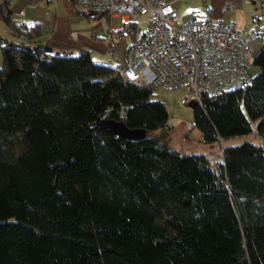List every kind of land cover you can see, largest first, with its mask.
Returning a JSON list of instances; mask_svg holds the SVG:
<instances>
[{
  "label": "trees",
  "instance_id": "obj_1",
  "mask_svg": "<svg viewBox=\"0 0 264 264\" xmlns=\"http://www.w3.org/2000/svg\"><path fill=\"white\" fill-rule=\"evenodd\" d=\"M10 1L0 4L13 37L0 38V264H264V45L244 88L202 93L192 110L207 145L257 123L260 145L223 147L215 166L168 146L170 114L148 83L125 82L86 49L36 43L41 27L15 21ZM130 27L123 36L141 42ZM108 119L146 139L106 132Z\"/></svg>",
  "mask_w": 264,
  "mask_h": 264
},
{
  "label": "built area",
  "instance_id": "obj_2",
  "mask_svg": "<svg viewBox=\"0 0 264 264\" xmlns=\"http://www.w3.org/2000/svg\"><path fill=\"white\" fill-rule=\"evenodd\" d=\"M73 1L86 11L106 13L110 22L118 18L123 35L129 33L132 22L148 17L142 41L131 42L118 67V75L127 83H148L155 92L185 90L202 108V93L242 89L250 79L253 43L261 35L260 26L247 31L209 17L177 25L178 13L167 0ZM256 1L264 9V0ZM232 5L228 1L223 8L232 9Z\"/></svg>",
  "mask_w": 264,
  "mask_h": 264
},
{
  "label": "crops",
  "instance_id": "obj_3",
  "mask_svg": "<svg viewBox=\"0 0 264 264\" xmlns=\"http://www.w3.org/2000/svg\"><path fill=\"white\" fill-rule=\"evenodd\" d=\"M71 1L72 0H39L35 2L34 0H11V15L15 21H21L23 23L35 22L39 24L44 35L37 40L35 39L34 41L36 43H44L54 50L61 49L67 52L71 51L73 54H77L80 50L86 49L89 54H91L92 61L94 62L102 65H111L116 68L122 66L126 55V49L130 46L132 40L123 36V34L119 32V26L114 28L111 22L107 21L103 27V25L97 23V21H89L85 17L78 15L75 5H72ZM169 1L172 3H174V1L176 2V0ZM210 1L211 6H209V16L207 17L221 19L225 24L233 23L237 28L247 31L260 26L261 35L257 39H261L262 35L264 36V9L260 7L258 1ZM228 1L233 4V8L225 10L223 5ZM256 9H262L261 11L263 13L259 15V11ZM255 11H258V13H255ZM0 37L2 40L13 38L7 29L3 34H0ZM18 40L28 42V40L23 39V37H20ZM256 40L253 45H257L256 47L260 49L264 45V41L262 44H257ZM1 51L0 47V67H2L4 63V57H2ZM156 93H158V97L166 105V109L170 114V119L175 113L178 115L182 113L183 108H181L176 100L182 93H176L175 91L165 92L162 90ZM184 94H187V91H185ZM204 156L206 158L208 157V155Z\"/></svg>",
  "mask_w": 264,
  "mask_h": 264
},
{
  "label": "rangeland",
  "instance_id": "obj_4",
  "mask_svg": "<svg viewBox=\"0 0 264 264\" xmlns=\"http://www.w3.org/2000/svg\"><path fill=\"white\" fill-rule=\"evenodd\" d=\"M71 4L74 5V1L73 2L71 1ZM173 4H174L173 5L174 10L178 13V19L176 20V24L179 25L183 22L185 23L191 20V18L203 19L209 16L208 9L210 8L209 6H211V1L210 0H176V2L174 1ZM261 10H258L259 15L263 13ZM258 11H255V13H258ZM210 19L213 18L210 17ZM92 20L93 22L97 21V23H101L103 27L107 22L106 17H104L101 20L92 18ZM118 21H119L118 18L114 19L113 22H111V25L114 28H117V26H119ZM135 25L140 30V33H138L137 35L138 36L142 35V33H144L148 28L147 27L148 17L141 16L139 19L135 21ZM2 29L3 30L1 31V33L3 34L6 31V29L4 28ZM256 41L257 44H262L264 41V36L262 35L261 39H257ZM254 45H253L254 48H253L252 59L255 58L256 53H258L259 51L261 52V50L263 49V47L261 46H259L261 48L258 49L256 47L257 45L256 46ZM249 72L252 77L256 76L257 67L253 66L249 70ZM175 92L182 93L177 97L176 100L177 103L181 106V108H183V111L179 115L175 113L169 121V124L172 125V127L171 130L168 132L166 138H167L168 146L170 148L172 147L178 150L182 154L185 153L189 155H197V154L208 155L207 160L210 161L212 165L217 166L220 162H222L223 147H234V145L239 146L246 142H251V144L255 146L260 145L261 137L259 136V134L256 133L257 123H254L252 125L253 128L252 132L246 134L245 136L238 135V136H234L229 140L225 139L219 142L209 143L208 145L203 144L201 142L202 136L199 129L197 127L192 128L194 112H192V110L188 108L189 102L193 100L190 95L191 93L184 94L185 90H178Z\"/></svg>",
  "mask_w": 264,
  "mask_h": 264
},
{
  "label": "water",
  "instance_id": "obj_5",
  "mask_svg": "<svg viewBox=\"0 0 264 264\" xmlns=\"http://www.w3.org/2000/svg\"><path fill=\"white\" fill-rule=\"evenodd\" d=\"M73 1V0H72ZM89 19L91 18H98L99 20L103 19L104 16L103 14H97L96 11H90L87 15ZM10 46V44H8ZM21 46L16 47L17 49L20 48ZM196 102L190 101L188 104V108L191 110L195 109ZM100 127L105 130L106 132H112L114 133L115 136L125 138L128 141H134V140H145L146 139V132L143 129L139 128H133L129 129L126 127V125L121 121L117 122L114 121L113 119H108L106 121H102L99 123Z\"/></svg>",
  "mask_w": 264,
  "mask_h": 264
}]
</instances>
